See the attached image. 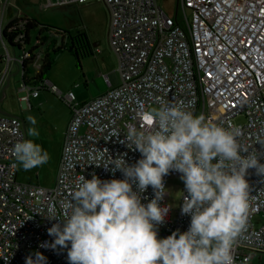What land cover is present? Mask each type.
<instances>
[{"label": "built area", "instance_id": "1", "mask_svg": "<svg viewBox=\"0 0 264 264\" xmlns=\"http://www.w3.org/2000/svg\"><path fill=\"white\" fill-rule=\"evenodd\" d=\"M103 1L110 12L109 43L118 60L119 82L78 102L72 91L62 94L42 77L46 47L56 31L36 25L33 30L39 32L26 51L31 40L27 25L33 21L18 9L17 15L9 17L12 5L0 0V90L15 61L22 74L21 101L28 102L47 88L71 111L52 188L18 181L13 146L24 138L22 123L18 117L0 115V264H25V258L35 252L46 257V264H68L66 248L47 246L54 239L47 229L57 221L46 216L68 211L62 202L71 201L80 175L123 178L119 170L112 171L110 158L123 155L128 164L140 158L125 136L130 127L150 130L145 114L163 103H180L225 127L236 125L240 142L260 151L256 142L264 138V0H176L175 17L166 13L159 0ZM10 43L22 50L21 58L11 56ZM236 118L244 121L236 124ZM89 153L98 158L90 160ZM179 175L170 171L163 178L165 187L169 178ZM245 179L250 187L249 209L233 246L234 264L248 263L252 250H264V176L248 169ZM152 197L149 186L141 194L142 203ZM181 203L182 198L175 218L169 211L158 231L168 236L188 228L190 217L181 214ZM256 214L263 216L260 226L252 221Z\"/></svg>", "mask_w": 264, "mask_h": 264}, {"label": "clouds", "instance_id": "2", "mask_svg": "<svg viewBox=\"0 0 264 264\" xmlns=\"http://www.w3.org/2000/svg\"><path fill=\"white\" fill-rule=\"evenodd\" d=\"M145 118L150 130L130 127L125 136L140 158L133 164L123 155L110 158L120 179L80 175L71 201L62 202L68 211L46 216L57 221L47 229L54 237L47 246L66 248L68 264H234L233 246L249 209L245 177L248 169L264 176V138L256 142L260 151L247 148L238 126L225 127L180 103H163ZM27 119L30 138L13 146L15 163L25 171L49 160L35 142L40 135L35 117ZM96 158L89 153L90 160ZM170 171L184 184L180 211L190 222L185 231L158 237L171 207L160 204L171 192L163 182ZM149 186L153 197L142 203ZM25 264H46V257L35 252Z\"/></svg>", "mask_w": 264, "mask_h": 264}, {"label": "rangeland", "instance_id": "3", "mask_svg": "<svg viewBox=\"0 0 264 264\" xmlns=\"http://www.w3.org/2000/svg\"><path fill=\"white\" fill-rule=\"evenodd\" d=\"M30 4H18L21 11H32L36 14L37 19L46 24H58L64 28L76 31H84L88 28L91 20V13L101 14L106 9L103 2L92 0L95 4L91 11L80 10L74 6L64 8H52L48 12H41L37 9V5L32 2ZM169 16L176 15V0H159ZM43 3L39 4L41 9ZM107 11V10H106ZM7 18L5 16V23ZM37 33L33 31L30 34V43L26 47V51L31 49ZM10 54L17 59L22 57V50L8 45ZM84 51V49H78ZM112 55L113 66L117 69L118 60L111 49H108ZM1 51V49H0ZM75 51V50H74ZM69 49H49L51 65L43 75V80L50 81L65 94L72 91L76 96V101L86 102L93 98L90 93L93 90L91 80H88V74L94 73L96 67V57L88 53L78 54ZM80 53V52H79ZM97 56V55H96ZM9 77L0 90V115L4 117H18L21 120L24 131V139L28 137V129L33 127L29 124L27 117H35L37 123L34 127L39 130V137L35 138V142L39 143L43 149L49 154V160L46 164L34 167L30 170H23L17 165V179L23 183H31L45 188L55 186L61 151L64 143L65 132L71 118V111L68 105L59 98L58 94L50 90L41 89L39 96L31 97L28 102L20 100L19 86L22 83V74L15 61L11 63ZM118 75V73H117ZM242 118L234 119L236 124L242 123ZM179 176H172L168 179L166 188L169 189V195H166L165 204L170 205V216L175 218L176 210L179 207L182 193L183 182ZM252 221L256 226H260L263 222L262 214H256Z\"/></svg>", "mask_w": 264, "mask_h": 264}, {"label": "crops", "instance_id": "4", "mask_svg": "<svg viewBox=\"0 0 264 264\" xmlns=\"http://www.w3.org/2000/svg\"><path fill=\"white\" fill-rule=\"evenodd\" d=\"M52 1L54 0H32V2L37 5V9L41 12H48L52 8L60 9L69 6H74L80 10L82 9L91 11L95 6V4L91 3L92 0H89L83 5L68 6L49 5L52 3ZM96 1L104 3L103 0ZM8 2L10 3V5H12L10 6V9L7 13L9 17L17 15L18 9L20 11V15L30 18L39 27H43L51 31H56L57 35L50 38V44H48V46L46 47V49H48V51L46 52V61H51L49 56V49H69L71 52L75 50L74 52L77 58H79L78 54L85 53L84 51L87 50L88 53L97 58L96 67L94 69L95 72H90L88 74V80L90 78L93 87V90L90 93V97L92 95H98L102 93L105 89L108 88V84L115 85L119 82L118 70L112 67V55L108 50L111 49L109 43L110 12L105 3L104 5L106 6V9L104 11H101L100 16L91 13V20L88 28H86L84 31H76L75 33H73V31L64 28L63 26L59 25V23L52 25L42 23L39 19H37L36 14H32V11L28 10V8L26 9V11H21L18 4H26L28 2L32 4L31 0H8ZM40 3H43L41 9H39L38 7ZM33 31H35L37 34L39 32L38 30H32L31 33ZM43 33H45V31H43L42 34ZM78 49H84V51L82 52ZM105 77L109 79L108 83L105 81ZM250 256V261L244 264H264V250H252L250 251Z\"/></svg>", "mask_w": 264, "mask_h": 264}, {"label": "trees", "instance_id": "5", "mask_svg": "<svg viewBox=\"0 0 264 264\" xmlns=\"http://www.w3.org/2000/svg\"><path fill=\"white\" fill-rule=\"evenodd\" d=\"M34 28H36V24L34 22H30L27 25V30L26 31H32ZM10 39V37H9ZM11 47H15V48H19L18 45H15L14 43H10ZM51 62L50 61H46V59L43 62V69H42V77L44 75V73L47 71V69L50 67Z\"/></svg>", "mask_w": 264, "mask_h": 264}, {"label": "water", "instance_id": "6", "mask_svg": "<svg viewBox=\"0 0 264 264\" xmlns=\"http://www.w3.org/2000/svg\"><path fill=\"white\" fill-rule=\"evenodd\" d=\"M166 237L167 235L166 234H163V233H161L160 231H158V237Z\"/></svg>", "mask_w": 264, "mask_h": 264}]
</instances>
